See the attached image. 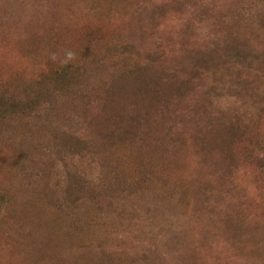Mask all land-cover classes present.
Returning a JSON list of instances; mask_svg holds the SVG:
<instances>
[{
	"label": "rangeland",
	"instance_id": "obj_1",
	"mask_svg": "<svg viewBox=\"0 0 264 264\" xmlns=\"http://www.w3.org/2000/svg\"><path fill=\"white\" fill-rule=\"evenodd\" d=\"M0 264H264V0H0Z\"/></svg>",
	"mask_w": 264,
	"mask_h": 264
},
{
	"label": "clouds",
	"instance_id": "obj_2",
	"mask_svg": "<svg viewBox=\"0 0 264 264\" xmlns=\"http://www.w3.org/2000/svg\"><path fill=\"white\" fill-rule=\"evenodd\" d=\"M75 55L76 54L73 51H71V50H65L63 52L62 58L60 59V63L62 65H66V64L72 62L75 59ZM51 59L53 61H55L57 59V55L56 54H52L51 55Z\"/></svg>",
	"mask_w": 264,
	"mask_h": 264
}]
</instances>
